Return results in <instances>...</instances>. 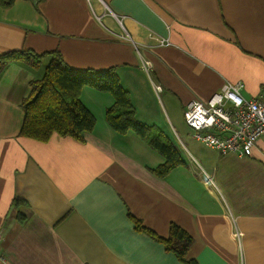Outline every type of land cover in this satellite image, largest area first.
<instances>
[{"label": "crops", "instance_id": "obj_1", "mask_svg": "<svg viewBox=\"0 0 264 264\" xmlns=\"http://www.w3.org/2000/svg\"><path fill=\"white\" fill-rule=\"evenodd\" d=\"M19 50L114 67L138 121L163 129L224 83L241 82L245 98L264 91V0H0V55ZM41 65L0 72V252L10 264H182L130 217L163 238L171 224L183 229L198 264H264L263 142L251 158L221 155L177 125L189 156L178 147L184 165L159 178L162 156L111 129L113 97L89 87L80 100L96 124L83 141L20 136Z\"/></svg>", "mask_w": 264, "mask_h": 264}, {"label": "trees", "instance_id": "obj_2", "mask_svg": "<svg viewBox=\"0 0 264 264\" xmlns=\"http://www.w3.org/2000/svg\"><path fill=\"white\" fill-rule=\"evenodd\" d=\"M3 2V0H2ZM57 50L36 53L32 50L11 51L0 55V72L13 62L23 63L30 69L38 68L47 61L41 78L31 80V91L22 101L24 119L20 136L47 142L53 134L83 141L82 134L93 131L96 120L80 100L85 87L109 93L114 101L106 110V121L116 133L123 136L133 132L164 159L162 164L151 170L159 178L167 176L174 168L184 165L177 144L163 129L147 126L137 119L130 96L121 85L114 67L103 70L73 69L65 63ZM130 217V216H129ZM134 228L161 243L165 252L173 254L182 264H198L188 257L192 244L191 236L175 224H171L168 236H157L144 224L130 217Z\"/></svg>", "mask_w": 264, "mask_h": 264}, {"label": "built area", "instance_id": "obj_3", "mask_svg": "<svg viewBox=\"0 0 264 264\" xmlns=\"http://www.w3.org/2000/svg\"><path fill=\"white\" fill-rule=\"evenodd\" d=\"M243 87L241 82L224 83L206 102L191 101L183 112L193 138L221 155L251 158L259 142L264 144V91L245 98ZM154 89L161 90L156 84ZM0 264H10L1 252Z\"/></svg>", "mask_w": 264, "mask_h": 264}, {"label": "rangeland", "instance_id": "obj_4", "mask_svg": "<svg viewBox=\"0 0 264 264\" xmlns=\"http://www.w3.org/2000/svg\"><path fill=\"white\" fill-rule=\"evenodd\" d=\"M128 38V35L127 34H125L124 35V39H127ZM165 43V42H164ZM46 63H47V61H43L42 62V65L41 66H44V65H46ZM149 64H148V62H145V63H143V67L144 68H149ZM220 90V89H219ZM218 90V91H219ZM213 95V94H212ZM192 101H197V100H192ZM191 102V101H190ZM189 102V103H190ZM201 102V101H200ZM206 102V101H205ZM188 103V104H189ZM187 106V105H186ZM183 124H185L184 123V120H183V117L181 118H179V120L177 121V122H173V124L172 123H168V121H166L165 120V126L164 127H166V128H164L163 126H162V128L163 129H166L168 132H170V134H168L171 138H173L174 139V141L176 142V144H178L177 146L181 149L180 151L181 152H183V154L184 155H187V156H189V154H188V152H187V149H186V146H185V144H184V141L181 139V137H180V135L178 134V129H179V127H178V129L176 128L177 127V125L178 126H181V125H183ZM171 125H172V127L174 126L177 130V134H174L173 132H172V130H171ZM170 138V139H171ZM207 182H208V180H207Z\"/></svg>", "mask_w": 264, "mask_h": 264}]
</instances>
